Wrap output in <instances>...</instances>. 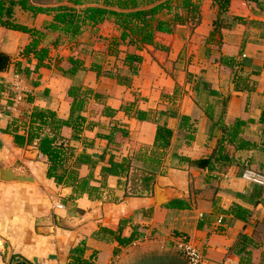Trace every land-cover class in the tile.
I'll return each mask as SVG.
<instances>
[{"label": "crops", "instance_id": "crops-1", "mask_svg": "<svg viewBox=\"0 0 264 264\" xmlns=\"http://www.w3.org/2000/svg\"><path fill=\"white\" fill-rule=\"evenodd\" d=\"M193 1L195 17L157 33L155 45L129 48L141 58L134 75L123 54L102 62L100 75L89 54L51 53L36 68L32 55L21 56L29 35L0 28V166L33 179L0 180V264H68L73 250L95 264H115L134 244L121 247L105 231L119 225L121 237L151 236L173 246L186 238L214 262L264 264V187L243 178L247 170L264 175V0H231L223 14L212 0ZM70 57L83 61L75 74L68 73ZM16 75L26 92L19 106ZM71 85L90 90L80 138L70 140V128L62 130L73 158L86 153L92 161L81 164V176L100 186L101 156L127 157L134 169L156 176L152 195H125L126 179L109 176L96 197L73 198L71 187L47 178L45 157L26 145L27 115L39 107L67 119ZM236 121L243 123L238 141L224 143L235 161L204 167L180 160L211 158ZM158 126L172 132L164 151L153 147ZM242 140L250 146L236 151ZM237 208L249 212L245 220Z\"/></svg>", "mask_w": 264, "mask_h": 264}, {"label": "trees", "instance_id": "trees-1", "mask_svg": "<svg viewBox=\"0 0 264 264\" xmlns=\"http://www.w3.org/2000/svg\"><path fill=\"white\" fill-rule=\"evenodd\" d=\"M61 0H58L60 2ZM181 4H178V2ZM231 0H212L219 13L227 12ZM248 3L258 4L261 0H242ZM70 5L46 6L42 4H32L30 0H0V28L7 30L19 31L29 35L28 44L22 49L21 56L29 57L30 55L37 61L36 68L40 67L45 59H48L49 48L41 46L43 40L48 33H57L58 36L53 45L60 43L62 37L68 40H74L83 33L84 27L95 28L104 22H112L119 31V37L113 38L111 41L112 52L106 54H91L90 68L100 75L102 62L109 61L107 58H113L115 61L120 54L122 64L128 68V71L134 75L137 66L141 62V58L134 52L127 49H120V46L142 49L147 45H155V35L157 33H171L177 24H182L187 20V15L183 16L177 12L178 8L188 12L190 9H198L197 4L192 0H103L102 5L85 6L84 0H67ZM174 3V4H173ZM79 7V8H78ZM16 10L29 15L32 19L38 15L50 17L49 20L43 22V29L30 28L28 25L18 22L15 18ZM172 14V18H166ZM220 20L216 21V25ZM106 55V58L105 56ZM106 59V60H105ZM71 67L68 69L69 74H75L82 69L83 61L70 57L68 59ZM119 80L129 82L127 76L115 75ZM89 89H83L81 86L71 85L67 90V95L71 100L69 117L65 120L57 117L55 112L48 109H40L35 107L33 111L27 115L29 118V127L26 137V145L34 146L46 159V176L53 179L57 185L71 187L73 190V198L81 197L86 194L93 198L100 192V189L106 184L109 176H118L126 179V183L122 185L125 195L132 197L150 196L153 193L155 175L153 172L144 169H134L131 166L130 159L122 157L115 160V154L110 153L105 156L104 153L100 161L104 163L100 171V186H92L89 184L88 176H81L79 168L82 163H92L89 155L86 153L78 154L73 158V148L66 143V137L62 134L63 128H70V140L80 138L84 129V118L81 112L84 110ZM264 125V112L261 116ZM243 123L236 121L229 130L226 131V137L219 139V144L209 159L191 162L185 158H180L185 162L193 163L204 167H210L212 160L225 162L235 161L234 156H230L226 152L224 143L234 145L238 141V135ZM184 124L181 128H185ZM18 128H15V133ZM172 132L165 126H158L155 134L153 147L156 149H166L169 145ZM24 137L15 135L17 144H21ZM240 141V140H239ZM250 146L242 140V145H235V150L245 149ZM162 152V156H163ZM139 159L145 161V153L138 155ZM231 157V158H230ZM155 163L158 162L153 160ZM156 166V164H155ZM242 170L241 172H243ZM92 176V174H91ZM90 177V176H89ZM181 207V205H179ZM239 219H246L249 212L241 208L236 209ZM123 225H119L117 232L105 230L109 235L113 236L117 244L121 247H127L137 240V236L130 235L121 237L120 231ZM185 261V260H184ZM186 264V262H184ZM68 264H95L92 258H83L82 252L73 250Z\"/></svg>", "mask_w": 264, "mask_h": 264}, {"label": "rangeland", "instance_id": "rangeland-1", "mask_svg": "<svg viewBox=\"0 0 264 264\" xmlns=\"http://www.w3.org/2000/svg\"><path fill=\"white\" fill-rule=\"evenodd\" d=\"M84 1L85 5L83 7L96 4L102 5L103 2V0ZM30 2L35 5L42 4L46 6L70 5L67 0H61L60 2L58 0H30ZM192 2L194 1L192 0ZM178 4H181V2L179 1ZM177 12L187 15L188 20L191 17H195L197 9H190L188 12H184V10L178 8ZM172 17V14L166 16V18ZM15 18L18 22L35 29H43V22L50 19V17L45 15H38L35 17L36 19H32L29 15L22 14L18 10L15 12ZM119 34L116 26L112 22L107 21L95 28L84 27L83 33L74 40L62 37L57 45H53V43L56 41L58 34L48 33L41 46L49 48V54H89L91 57V54L111 53L113 48L111 41L113 38H118ZM125 48L129 50L127 47L120 46V49L126 50ZM133 243L128 248H124L125 257L121 255L114 261L115 264H185L184 259L177 253L170 242L155 241L149 236L147 238L140 237Z\"/></svg>", "mask_w": 264, "mask_h": 264}, {"label": "built area", "instance_id": "built-area-1", "mask_svg": "<svg viewBox=\"0 0 264 264\" xmlns=\"http://www.w3.org/2000/svg\"><path fill=\"white\" fill-rule=\"evenodd\" d=\"M15 81L13 87L16 94L15 105L19 106L23 102L26 92L22 86V78L16 75ZM243 178L251 184L264 187V175L262 174L247 170L244 172ZM174 243L177 253L185 260L186 264H226L225 261L214 262L207 259L202 252L186 238H178Z\"/></svg>", "mask_w": 264, "mask_h": 264}, {"label": "water", "instance_id": "water-1", "mask_svg": "<svg viewBox=\"0 0 264 264\" xmlns=\"http://www.w3.org/2000/svg\"><path fill=\"white\" fill-rule=\"evenodd\" d=\"M0 180L2 182H23V183H31L33 182V179L30 176H27L26 174L16 171L12 169L11 167L7 166L6 164H3L0 166ZM159 188L156 189V194H158V202H162L159 197Z\"/></svg>", "mask_w": 264, "mask_h": 264}]
</instances>
